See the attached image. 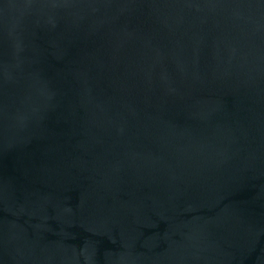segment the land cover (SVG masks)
I'll list each match as a JSON object with an SVG mask.
<instances>
[{"label": "water", "instance_id": "obj_1", "mask_svg": "<svg viewBox=\"0 0 264 264\" xmlns=\"http://www.w3.org/2000/svg\"><path fill=\"white\" fill-rule=\"evenodd\" d=\"M0 264H264V0H0Z\"/></svg>", "mask_w": 264, "mask_h": 264}]
</instances>
